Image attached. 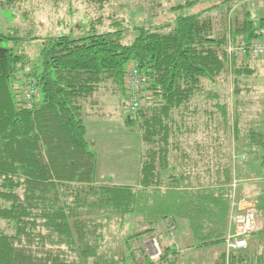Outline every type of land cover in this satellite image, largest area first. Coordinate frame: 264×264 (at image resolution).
<instances>
[{"label": "trees", "instance_id": "1", "mask_svg": "<svg viewBox=\"0 0 264 264\" xmlns=\"http://www.w3.org/2000/svg\"><path fill=\"white\" fill-rule=\"evenodd\" d=\"M245 1L221 15L182 14L198 0L171 6L172 23L136 27L127 43L112 24L76 39L49 36L37 62L4 48L18 38L0 33V264H151L140 254L146 245L136 253L131 242L153 234L164 254L159 264H181L185 249L220 244L211 264H264V229L246 250H225L235 173L250 191L256 167L264 168V104L255 117L261 123L247 125L238 102L258 71L227 55L230 38L256 30ZM133 63L149 85L140 109L127 111L125 124L138 128L144 149L140 183L126 186L100 179L86 117L99 113L102 93L126 101ZM228 81H235L232 111L219 92ZM234 153L253 159L235 166ZM163 225L172 238L183 231L186 246L163 242Z\"/></svg>", "mask_w": 264, "mask_h": 264}, {"label": "rangeland", "instance_id": "2", "mask_svg": "<svg viewBox=\"0 0 264 264\" xmlns=\"http://www.w3.org/2000/svg\"><path fill=\"white\" fill-rule=\"evenodd\" d=\"M6 1L0 0V33L11 34L18 40L4 43L2 46L8 49L12 48L18 54H25L30 60L37 62L41 60L39 56L43 46L42 42L49 36L70 33L76 39V37L88 35L89 29L94 27L97 29L105 24L102 29L108 30L112 24L111 31L125 30V42H131L137 36L136 27L149 29L172 23L176 14L170 12V7L184 4L190 0H108L104 3H100L99 0H18L14 6L8 5ZM198 1L200 3L185 10L182 14L193 15L207 9H210V12L215 15L227 14L229 8L235 6L236 1L240 0ZM243 3L247 5L243 10H246L245 12L250 14L255 25L259 26L260 19L264 17V0H247ZM236 9L233 7L232 13ZM237 13L242 14L240 10ZM243 14L245 13L243 12ZM236 39L230 38L232 41ZM228 58L230 59L229 55ZM242 66L246 68L244 64ZM247 86L251 88L249 93H243L238 98L241 105L240 112L244 113L243 122H246L247 125L254 122L258 124L262 121L261 115H259L260 120L255 117L257 111L261 110L264 104V72L258 71L256 78L247 80ZM222 88L223 91L219 90L220 96L224 97V102L229 105L232 111L233 99H235L233 96L235 81L222 83ZM20 92H22V87H20ZM98 99L101 103L98 108L99 113L86 117V126L88 139L94 143L93 150L98 156L100 179L110 184L138 186L144 148L138 128L128 127L125 124L128 115L125 110V97L121 101L113 94L102 93ZM233 155L235 166L249 163L253 159L248 153H234ZM263 170L264 168L256 167V181L252 183L250 179L248 182L255 184V188H251L250 191H248V184L243 181L239 183L237 173H235L231 184L234 201L248 200L246 197L250 196L255 199L250 201L257 206L262 229H264ZM234 185H236L235 189L232 188ZM126 230L127 232L133 231L129 225ZM160 232L163 242L174 244L178 241L181 247L186 246L184 241L187 240V237L183 235V231H175L174 238H172L163 225L160 227ZM159 240V235L153 234L143 239L132 240L131 244L134 245L136 253H139V248L141 251L143 250L141 246H138L139 243L145 244V250L140 254L144 253L145 257H149L151 264H159L164 257ZM155 241L160 245L159 248L162 251L160 257L155 251ZM188 246H190L189 243L187 248ZM221 248H224L223 244L209 248L185 249L181 257V264H211L213 255L218 256ZM225 250L227 251V248ZM144 256L141 258L144 259Z\"/></svg>", "mask_w": 264, "mask_h": 264}, {"label": "built area", "instance_id": "3", "mask_svg": "<svg viewBox=\"0 0 264 264\" xmlns=\"http://www.w3.org/2000/svg\"><path fill=\"white\" fill-rule=\"evenodd\" d=\"M227 54L231 63L244 64L247 69L253 71L264 70V28L256 29L251 38L239 37L235 41L230 40ZM148 85L149 79L145 71L138 64H131L125 77L126 111L135 113L140 109L143 92ZM33 95L34 87L28 85L24 94V100L28 105L31 104ZM232 188L235 189L236 185ZM230 221L231 229L226 240L228 253L246 250L249 239L262 230L257 206L250 200L239 202L233 200ZM154 247L160 257L162 251L156 241Z\"/></svg>", "mask_w": 264, "mask_h": 264}, {"label": "crops", "instance_id": "4", "mask_svg": "<svg viewBox=\"0 0 264 264\" xmlns=\"http://www.w3.org/2000/svg\"><path fill=\"white\" fill-rule=\"evenodd\" d=\"M243 4H244V5H243ZM241 5H242L241 7H244V6L246 7V6H247V5H246V3H243V2L241 3ZM259 27H260V25H259V26H257V27H256V29H258ZM259 72H264V70H262V71H259Z\"/></svg>", "mask_w": 264, "mask_h": 264}]
</instances>
